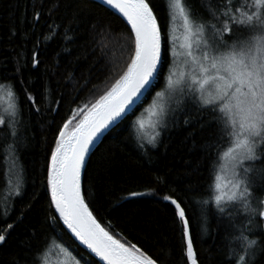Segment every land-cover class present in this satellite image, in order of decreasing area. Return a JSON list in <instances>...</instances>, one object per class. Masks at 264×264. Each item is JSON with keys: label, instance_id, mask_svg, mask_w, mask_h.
Here are the masks:
<instances>
[{"label": "snow or ice", "instance_id": "snow-or-ice-1", "mask_svg": "<svg viewBox=\"0 0 264 264\" xmlns=\"http://www.w3.org/2000/svg\"><path fill=\"white\" fill-rule=\"evenodd\" d=\"M101 4L117 10L126 19L134 35V50L123 73L91 107L81 110V118L75 123V118H70L58 127L47 158L50 207L58 213V216L49 217L50 230L56 233L60 229L62 237L63 226H66L88 252L87 255L79 253L77 259L67 248L60 247L66 257L64 264H157L159 256L154 259L136 244L117 239L93 215L82 191V170L86 168V157L95 141L111 126L135 112L143 103L145 93L155 87L153 82H159L162 76L167 89L173 94L178 91L181 97L190 101L196 115L185 100L181 101L183 108L179 114L170 110L171 117L163 108L153 111L152 115L157 119L151 125L153 134L148 138V144L157 142L160 133L156 129L161 125L166 128L169 119L173 126L181 121L184 125L195 121L201 129L211 122L216 126L212 142L207 145L209 153L215 149L216 154L211 158L209 182L200 199L196 198V190L192 188L187 190L193 193L187 201L173 195L162 198L174 205L187 261L198 264L187 211L190 202L202 231H208L209 216H215L222 226L221 264H259V258L264 257V0H166L169 24H180L183 34L180 44H177L179 37L162 30L150 0H101ZM59 6L58 2L53 3L49 12H55ZM84 11L77 8L72 19H82ZM41 15V10L34 13V23ZM71 30L69 24L65 29L66 40L72 39L67 35ZM49 32H53L51 25ZM15 34L16 30L10 29V37ZM54 35L46 38L53 39ZM37 56L38 53L33 52L34 67L41 63ZM22 61V53L17 52V74L23 67ZM178 61L183 64V71L179 73L173 71ZM0 80L5 81L0 83V91L6 92L13 101L0 113V132L3 133L0 150L6 157L11 156L15 168L27 131L23 105H30L37 114L41 108L24 80H17L15 75L3 76ZM45 99L42 92L40 102ZM205 114L211 116V122L203 120ZM132 127L136 133H142L144 121L138 119ZM143 140L140 135V148L145 146ZM222 160L227 162L230 173L226 186L220 183L218 174ZM22 171L21 168V174ZM13 192L17 197L23 194L20 180ZM131 195L140 194L133 192ZM213 200L214 210L209 205ZM27 209H31V204ZM24 215L21 211L20 217ZM9 219L6 206L0 213V223L4 225L0 227V245L7 242L15 227L14 223L7 222ZM48 242L47 236L43 244L35 247L30 241L26 242L22 245L25 251L18 253L12 264H47L45 248Z\"/></svg>", "mask_w": 264, "mask_h": 264}, {"label": "trees", "instance_id": "trees-1", "mask_svg": "<svg viewBox=\"0 0 264 264\" xmlns=\"http://www.w3.org/2000/svg\"><path fill=\"white\" fill-rule=\"evenodd\" d=\"M57 2L59 8L50 13L49 8ZM165 2L150 0L162 30L170 35ZM77 8L85 11L82 19L73 20L72 13ZM38 10L42 15L34 23V13ZM69 24L72 29L67 32L72 37L70 41L64 38ZM56 25L60 27L56 28ZM10 29L16 30L15 36L10 37ZM52 34H55L53 39L46 38ZM133 41L129 25L95 0H0V77L15 75L17 80H24L41 108L37 114L30 105H23L27 131L16 165L23 170L22 174L20 172L23 194L9 198L6 204L11 216L7 222L14 223L15 227L7 242L0 245V264H12L17 254L25 251L22 245L29 241L33 247L43 244L45 236L49 237L48 245L58 241L78 259L79 253L88 254L65 226L62 237L60 229L56 233L50 230L49 217L58 215L54 207H50L47 158L58 127L70 118H75L73 123L77 122L81 117L80 113L75 114L76 110L91 107L126 69L134 50ZM17 52L23 55V67L18 74L15 73ZM33 52L38 53L37 59L41 61L35 67L32 65ZM4 82L0 80V83ZM154 84L135 112L113 127L94 148L83 172L82 191L93 215L117 239L136 244L154 259L159 256L157 264H190L174 206L162 198L173 195L187 201L193 195L187 190L192 188L196 190V198L200 199L209 182L211 158L216 154L215 149L211 154L207 149L216 126L207 114L203 120L211 123L203 129L195 121L191 125L181 121L173 126L169 119L168 126L161 125L158 130L157 143L148 144L144 139L145 146L140 148V134L132 125L165 86L164 77ZM42 92L46 99L41 103ZM20 96L23 97V92ZM177 96L170 110L179 114L183 108L181 101L185 100L196 115L191 102L180 94ZM170 110L169 117L172 115ZM2 142L3 133L0 132ZM11 166V156L6 157L0 150V213L6 210L1 203V193L8 186ZM133 192L140 195L133 196ZM29 204L30 210L27 209ZM209 205L215 209L214 200L209 201ZM21 211L25 212L23 217H20ZM187 211L198 264H221L224 230L217 218L209 216L208 231L204 232L190 202ZM259 264H264V257L259 258Z\"/></svg>", "mask_w": 264, "mask_h": 264}, {"label": "rangeland", "instance_id": "rangeland-1", "mask_svg": "<svg viewBox=\"0 0 264 264\" xmlns=\"http://www.w3.org/2000/svg\"><path fill=\"white\" fill-rule=\"evenodd\" d=\"M170 36L173 37H179L180 39L177 40V44H180L183 42L182 40V31L180 28L179 22H176L175 24L170 25ZM173 71H176L177 73L183 71V64L179 61L174 65ZM176 77H174L175 79ZM158 93H161L160 96L154 95V97L151 100L150 105L142 112V114L138 117L139 120H143L145 124V129L142 131V133H139L140 135H143L144 139L148 140V138L153 134V129L151 125L156 121L157 117L153 116V111H157L160 108H163L166 112H169L170 107L173 103V101L176 100L178 97L177 95L179 92L177 91L176 94L171 93L167 87L166 82L165 86L162 87ZM6 92L0 91V113L4 112V110L7 108L9 103H12ZM155 106V107H154ZM81 109H77L75 114H79L81 112ZM137 119V120H138ZM160 128H157L156 131H158ZM157 143V142H156ZM19 167H10L8 176V186L4 189L3 193H1V203H3L6 206L7 201L9 198L16 196L13 192V189L17 183L18 180H20V170ZM218 174L220 175V183L222 185H227L229 179H230V173L227 170V162L221 161V167L218 169ZM60 247H65L64 244H61L60 242H52L48 245V247L45 250L46 256H47V264H64L66 257L64 254L60 251ZM67 248V247H65ZM68 249V248H67ZM68 251L71 252L70 249ZM73 255V254H72ZM74 256V255H73ZM75 257V256H74ZM76 258V257H75ZM78 259V258H77Z\"/></svg>", "mask_w": 264, "mask_h": 264}, {"label": "water", "instance_id": "water-1", "mask_svg": "<svg viewBox=\"0 0 264 264\" xmlns=\"http://www.w3.org/2000/svg\"><path fill=\"white\" fill-rule=\"evenodd\" d=\"M97 1H99L100 3H101V0H97ZM107 6V5H106ZM109 7V6H108ZM110 8V7H109ZM112 9V8H111ZM115 12H117L118 13V11L117 10H115V9H113ZM122 18H123V16H122V14H120V13H118ZM123 19H125V18H123ZM126 20V19H125ZM143 98V97H142ZM120 121H118L116 124H114L113 126H111L110 127V129L109 130H107V131H105L104 132V134L102 135V136H100L96 141H95V143H94V145L92 146V148H91V150H90V153H89V155H88V157H86V162H87V160H88V158H89V156H90V154L92 153V151L94 150V148L98 145V143L101 141V139L113 128V127H115L118 123H119ZM83 172H84V170H82V176H83ZM174 206V205H173ZM57 215H58V213H57ZM65 228H66V226H65ZM67 229V228H66ZM69 231V230H68ZM69 233H70V231H69ZM71 234V233H70ZM72 235V234H71ZM73 236V235H72ZM73 238L75 239V237L73 236ZM76 240V239H75ZM78 243H79V241L78 240H76ZM80 244V243H79ZM81 245V244H80ZM84 249H85V246L84 245H81ZM86 250V249H85ZM93 256H94V254H92ZM98 260H99V258L98 257H96ZM102 264H103V262H101Z\"/></svg>", "mask_w": 264, "mask_h": 264}, {"label": "bare ground", "instance_id": "bare-ground-1", "mask_svg": "<svg viewBox=\"0 0 264 264\" xmlns=\"http://www.w3.org/2000/svg\"><path fill=\"white\" fill-rule=\"evenodd\" d=\"M95 1H97V0H95ZM97 2H99V1H97ZM99 3H100V2H99ZM102 5H103V4H102ZM104 6H106V5H104ZM106 7H108V6H106ZM108 8H109V7H108ZM109 9L112 10L113 12H115L113 9H111V8H109ZM115 13L118 14L117 12H115ZM118 15H119V14H118ZM119 16H120V15H119ZM120 17H121V16H120ZM121 18H122V17H121ZM122 19H123V18H122ZM123 20L127 23V21H126L125 19H123ZM127 25H128V24H127ZM129 27H130V25H129ZM154 82H156V81H154ZM154 82H153V83H154ZM146 94H147V93H145V95L143 96L142 100L145 98ZM121 121H122V120H121ZM121 121H120V122H121ZM120 122H119V123H120ZM112 129H113V128H112ZM112 129H111V130H112Z\"/></svg>", "mask_w": 264, "mask_h": 264}]
</instances>
